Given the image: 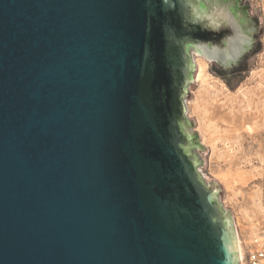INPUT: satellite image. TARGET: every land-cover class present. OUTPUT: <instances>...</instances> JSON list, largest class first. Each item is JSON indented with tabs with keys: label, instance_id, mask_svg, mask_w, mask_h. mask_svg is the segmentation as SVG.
Masks as SVG:
<instances>
[{
	"label": "water",
	"instance_id": "water-1",
	"mask_svg": "<svg viewBox=\"0 0 264 264\" xmlns=\"http://www.w3.org/2000/svg\"><path fill=\"white\" fill-rule=\"evenodd\" d=\"M252 16L224 78L227 3L0 0V264H239L185 100Z\"/></svg>",
	"mask_w": 264,
	"mask_h": 264
},
{
	"label": "rangeland",
	"instance_id": "rangeland-1",
	"mask_svg": "<svg viewBox=\"0 0 264 264\" xmlns=\"http://www.w3.org/2000/svg\"><path fill=\"white\" fill-rule=\"evenodd\" d=\"M246 2L250 5L252 15L257 16L261 20V36L259 37L261 50L254 54L248 75H245L244 79L231 90L222 78L212 74L209 61L204 57L208 62L204 77L207 78L209 84L201 83L202 77H198L195 68L194 80L188 86L190 96L185 100L186 116L195 123L189 130L193 131L195 129L199 135L200 143L209 148L207 171L210 177L221 186L222 197L220 201L223 207L230 210L234 228L236 220H242V210L250 207L249 199L251 196H254L257 203L262 205L256 212L258 227L259 221H261L260 219L264 214V0H246ZM197 56L202 55H195L194 63ZM219 80L225 84L227 89L221 88L220 84L215 85L219 83ZM217 87L220 88L217 89ZM196 96L203 101H207L208 104L217 102V104L223 106L221 112L220 109H216L218 113H216L217 115L214 118L219 126L223 124L220 122L221 118L228 122L232 121V124L227 126V129H230L226 130L224 126L214 128L218 130L216 132H214V129L211 131L209 129L208 133L213 132L210 134L212 137L208 134L202 141L199 129H197L198 115L190 106V103L188 104ZM241 117L249 118L248 121L252 125V131H249V133L246 128L240 125L242 123ZM218 165H229L232 169L242 168L248 172L250 179L244 185L234 187L233 190H226L225 185L217 180L214 175ZM244 242L246 257L247 251L251 246L246 241Z\"/></svg>",
	"mask_w": 264,
	"mask_h": 264
},
{
	"label": "bare ground",
	"instance_id": "bare-ground-1",
	"mask_svg": "<svg viewBox=\"0 0 264 264\" xmlns=\"http://www.w3.org/2000/svg\"><path fill=\"white\" fill-rule=\"evenodd\" d=\"M195 64H196V70H197L198 77H202L201 83L209 84L207 78L204 77V73L207 71V67H208L207 60L202 56H197L195 58ZM217 84H220L221 88L227 89L225 84L223 82H221L220 80H219V83H216L215 85H217ZM210 86H211V84H210ZM218 88H220V87H217V89ZM210 92H213V91H210ZM201 96L203 97V95H201ZM211 101H212V99H211ZM189 103H190V106H192V108L195 110V112L198 115V117H197L198 118V128L197 129H199V133H200L202 141H204V139L207 137L208 134L210 137H212L210 134L213 132L208 133L209 129L211 131L212 129L217 128V127H221V126H224V128L226 130L230 129V128L227 129V126L232 124V121L228 122V121L221 118L220 122L223 124L220 126L215 121L214 116H216L217 115L216 113H218V112H216V109H220V112H221V109L223 107L220 104H217V102H214L212 104L211 103L208 104L207 101H203L202 99H200L199 97L196 96V98L193 99L192 101H189L188 104ZM241 119H242V121H241L242 123L240 125H242L244 128H246L247 129L246 131L248 133H249V131H252V125L248 121L249 118L247 119L246 117H241ZM216 131H218V130L214 129V132H216ZM218 134H219V132H218ZM213 135H215V134H213ZM213 138H214V136H213ZM213 138H211V139L213 140ZM216 138H217V136H216ZM223 161H225V160H223ZM214 175H215V178L217 180H219L220 182H222L225 185L226 190H229V189L233 190L234 187L244 185V184H246L247 180L250 179V175L248 174V172H246L242 168L232 169V167L229 165H226V166L225 165L224 166L218 165L216 167V171H215ZM249 205H250L249 208L246 207L247 209L242 210L243 211L242 212V220L237 219L236 225H235L236 244H237V251H238V262L240 264H245V245H244L245 242L244 241H246L251 246L250 249L257 248L259 246V243H258L259 227H258V223H256V212L260 209V207L262 205L260 204L261 205L260 206L259 203H257V201L254 199V196L250 197ZM243 238H245V239H243Z\"/></svg>",
	"mask_w": 264,
	"mask_h": 264
},
{
	"label": "flooded vegetation",
	"instance_id": "flooded-vegetation-1",
	"mask_svg": "<svg viewBox=\"0 0 264 264\" xmlns=\"http://www.w3.org/2000/svg\"><path fill=\"white\" fill-rule=\"evenodd\" d=\"M218 2L227 3L229 5L230 10L234 16L235 21L238 25H241V30L239 27V31L242 33H246L250 39L248 42L243 41V48L238 54L235 60H230V62L226 65L219 63L216 60H212L211 62L217 67V69H223L227 72L224 78L230 76H234L237 74L238 69L243 63L246 61L248 55L255 47L257 39L255 38L257 33V23L255 21V17L250 14V5L244 0H217ZM231 27L223 25L221 29H218L217 38L224 39L225 35H228L231 32ZM220 37V38H219Z\"/></svg>",
	"mask_w": 264,
	"mask_h": 264
},
{
	"label": "built area",
	"instance_id": "built-area-1",
	"mask_svg": "<svg viewBox=\"0 0 264 264\" xmlns=\"http://www.w3.org/2000/svg\"><path fill=\"white\" fill-rule=\"evenodd\" d=\"M259 221V246L257 248L248 249L245 257V264H264V214Z\"/></svg>",
	"mask_w": 264,
	"mask_h": 264
}]
</instances>
